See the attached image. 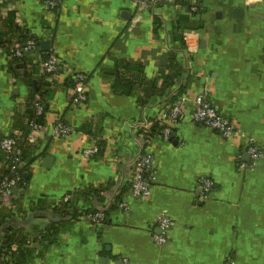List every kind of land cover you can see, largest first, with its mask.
I'll list each match as a JSON object with an SVG mask.
<instances>
[{
  "label": "crops",
  "instance_id": "obj_1",
  "mask_svg": "<svg viewBox=\"0 0 264 264\" xmlns=\"http://www.w3.org/2000/svg\"><path fill=\"white\" fill-rule=\"evenodd\" d=\"M2 1L0 34L15 12L16 25L22 20L41 42V57L26 54L28 71L22 74L48 82L33 66L40 68L42 54L49 56L55 45L61 85H51L55 92L47 100L45 139L29 143L24 136L34 102L31 87L24 75L14 80L7 49L0 51V139L17 131L29 167L22 198L0 209V220H9L2 230L11 227L16 233L11 249L0 235V264H225L229 259L264 264V157L253 163L248 151L249 138L264 149V0H202L192 18L184 2H158L155 9L138 12L133 0H63L62 7L47 13L42 0ZM184 16L188 23L179 22ZM47 26L54 27L56 39L43 49ZM184 32L193 37L192 52ZM12 36L11 44L21 42L18 31ZM119 61L142 66V73L130 74L143 82L141 87L115 90L116 79L107 72ZM74 73L85 74L89 82V102L79 112L70 107L72 88L65 87ZM181 89L186 111L174 137L148 146L155 161L150 194L144 200L130 198L122 210L131 163L141 152L138 125L166 115ZM202 95L244 136L227 139L195 124L193 101ZM60 119L74 130L67 138L52 135ZM90 123L106 148L88 161L82 151L95 135L83 128ZM47 156L53 161L46 168ZM3 172L0 167V177ZM201 179L214 183L208 197ZM91 190H101L103 199L83 193ZM66 194L73 195L74 210L118 208L104 228L95 229L57 213L65 206L56 210L57 200ZM162 216L170 225L167 242L159 245L156 237L165 233ZM52 222L63 223L54 245L38 237L39 231L51 234ZM63 231L68 240L59 241ZM23 238L32 239L34 249L21 245ZM22 252H30L26 261Z\"/></svg>",
  "mask_w": 264,
  "mask_h": 264
},
{
  "label": "built area",
  "instance_id": "obj_2",
  "mask_svg": "<svg viewBox=\"0 0 264 264\" xmlns=\"http://www.w3.org/2000/svg\"><path fill=\"white\" fill-rule=\"evenodd\" d=\"M164 1L184 2V4H186L187 15H189L191 18L199 15L202 4V0H133V3L139 12L144 8L155 9L158 2ZM3 3L4 1L1 0L0 6ZM42 3L47 13H53V11L62 7L63 0H42ZM17 14L19 15L18 12ZM3 17L4 14H0V22L3 20ZM18 28L20 29L19 36H21V32L23 34V32L26 30V26L22 20L18 24ZM45 33V38L41 41H55L56 34L53 26H47ZM183 41L186 43L188 50L192 52L191 48L193 37L190 34L184 32ZM7 49L8 51L6 53V58L8 63L14 58L24 59L25 55L28 53H40L39 42L35 39H30L25 44H22L18 39H15L13 43L7 47ZM1 50L2 49H0V51ZM42 55L44 56V53ZM39 65L43 74L45 73L48 75L47 80L51 85H55L57 87L61 85V81H59L61 60L59 57V51L55 45L51 48V54L47 60L40 58ZM71 77L74 82V88L72 89V96L70 100L71 108L73 111L79 112L84 107H86L89 102L88 77L83 73H74ZM174 96H177V94H174ZM193 106L194 108L191 114V120L195 124L205 126L216 134H219L220 136L227 139L242 135L244 136V133L240 130L235 122L219 115L215 106L211 104L206 96L202 95L195 98L193 101ZM48 109V101L42 102L40 100H36V102L33 103V110L35 111L36 117H43L47 114ZM185 111L186 98L184 96H177L176 99L170 104L166 115L158 118L155 121L144 119L138 125V134L135 137V140L138 142H136L138 145L140 144L141 152L131 163L132 169L128 177L130 192L128 193V196L125 197V200L123 199L119 204V207L122 210H127L130 198L144 200L149 196L151 182L155 179V161L154 156L148 149V146L155 139H161L166 142L171 141L175 135L177 126L183 119ZM156 125L163 127V130L160 133L155 134L153 131ZM73 133V128L60 120H57L52 129V135L55 138H67ZM45 136V128H41L35 121L29 122V131L27 132V136H24V138L29 143L36 144L39 140L45 139ZM101 140L103 139L100 137L92 138L91 146L82 151V157L85 160L89 161L97 157L100 152L99 144ZM248 145V151L251 155L253 163L259 162L264 157V149L253 138L248 139ZM0 167L4 171L10 172L9 174H2V178L0 179L1 209L2 206L11 205L15 199L22 198L23 192L25 191L24 186L26 184L24 176H26V161L24 159L23 145L20 142V134L17 131L11 135L3 136L0 139ZM200 183L202 186L203 195L208 197L214 187L213 181L209 179H201ZM72 200V194H66L65 196L59 198L56 203V210L63 207V205L71 202ZM107 220L108 217L102 210H99L93 215L91 213L89 214V212L86 210L81 209L79 211V217L76 219V223H84L89 227L101 229L105 227ZM159 220L160 228L165 233L162 236L156 237V241L159 245H162L167 242L166 234L167 230L169 229L170 220L166 216L160 217ZM67 234L68 232H61L58 240H68ZM26 247L30 250L34 249L32 239L26 242ZM37 252L38 251H34L33 253V255L36 257L38 256ZM225 264H233V261L229 259Z\"/></svg>",
  "mask_w": 264,
  "mask_h": 264
},
{
  "label": "trees",
  "instance_id": "obj_3",
  "mask_svg": "<svg viewBox=\"0 0 264 264\" xmlns=\"http://www.w3.org/2000/svg\"><path fill=\"white\" fill-rule=\"evenodd\" d=\"M188 20H189L188 17L184 16V17H181L180 18L179 22H187ZM15 21H16V13L15 12L10 13L9 16L6 19L7 32L5 33V35L4 34H0V48L1 49H7V47H9L11 45V41L14 38L12 36L14 34V32H17V31L19 32L20 29L16 25ZM20 38L22 39L21 40V43L22 44H25L30 39H35V40H37L39 42V45H41L40 40L37 39V38H35V37H33L29 33V31H27V30H25L23 32V34L21 32ZM7 51H8V49H7ZM48 57H49L48 55L46 57L43 56V58L45 60H47ZM26 62L27 61L25 60V58L24 59H18V58L12 59V61H10V64H9V73L13 76L14 80H17L19 78V76H22V75L25 76L26 81H27L29 87H31L30 89H31L32 95H33L30 98L34 102H36V100H40L42 102H46L47 100H51L54 97V92L55 91L54 90H51V87L52 86H51L50 83H48L46 81H43L41 78H36L35 76H33L29 72H26V75H25V73L22 74L21 71H24V70L25 71H28L27 70L28 64H26ZM36 66H38V64H36L33 67L34 68H37V70L40 69L39 67H36ZM172 66H174V67L177 68L178 65L175 66V64H173ZM169 67H171V66H169ZM142 70L143 69H142V66L141 65H137L136 66V65H133V64L124 63L122 61H119L117 63L116 68L113 69V70H109L107 72V75L115 77L116 83L114 85V88H115V90L117 92H121L123 90L124 92H128L129 93V92H132L133 91V88L134 87H136V88L137 87H141V85L143 84V82H141L137 78V76L136 77L135 76H130V74H132L133 72H135V74L139 75L140 73L143 72ZM42 74H43V72H42ZM43 75H44V79H46L48 77V75L45 74V73ZM36 84H37V86H35ZM66 86H67V88H72V89L74 88V82L72 80V77H70L69 78V81L66 82L65 87ZM182 94H183V89H181L179 91V93H177V96H180ZM37 96H40L39 97L40 99H37ZM177 96H174L171 101H174ZM70 107H71V102H70ZM29 116H30L31 121H35L41 128H45V125H46V115H44L43 117H36L35 111L33 110V107H32V109H30ZM60 121H62V120L60 119ZM93 124H95V123H93ZM83 130L86 132V134L95 135V136H93V138L100 137L97 134L96 130L93 128L92 123H90L89 125L85 126L83 128ZM92 130L95 133H92L93 132ZM162 130H163V127H160V126L156 125L155 128H154L153 133H155V134L156 133H160ZM105 144H106V142L104 140H101L100 141V144H99V146H100V152L97 155V157L103 155V153L105 152V148H106ZM24 158H25V156H24ZM25 169L27 171V169H29V167L26 166ZM9 173H10L9 171H4L3 172V174H9ZM1 178H2V175H1L0 179ZM24 180H25V184H26L24 186L25 187L24 190H27V186H28L27 184L29 183V179H27L26 176H24ZM128 191H130V189L129 190L128 189L126 190L127 193H128ZM83 193H85L87 196H91L92 195L94 197H97L100 200L103 199L102 196H101V194H100L101 193V190L84 191ZM117 208L118 207L114 205L110 209V212L116 210ZM66 209L68 211L70 210L69 211L70 214H68V212L66 211ZM85 210L87 212H89V214L91 213L93 215L99 211L96 208H90V209H85ZM110 212H105V214L107 215V217L110 215ZM57 213H60L59 215H61V214L62 215L63 214L70 215L73 218V220L74 219L76 220L79 217V211L78 210H74L72 201L69 202V203H67V204H65L64 208H62L61 210H58ZM5 219H3L2 221L0 220V235L4 234L3 235V238H4L3 246L8 245L9 248L11 249V243H13L15 241V235H16V233L12 230L11 227H9L6 232H4L2 230L4 224H6V223L9 222V220H7V219L5 220ZM62 224L63 223L60 224L59 222H52L50 224V227H49V231L51 232L50 235H46L45 236L43 234V231H39L40 232V236H38V237H39L40 241L48 242L50 245H54V244L58 243L57 242V239H55V236L59 232L58 229L61 226H63ZM10 232H12V234ZM28 240L29 239L23 238L21 240L20 244L21 245H25V242H27ZM9 250H7L8 251L7 254H9ZM29 253L30 252H27V253L26 252L25 253L22 252L21 255L24 257L25 261L27 259V256L29 255ZM19 258L22 259L21 256Z\"/></svg>",
  "mask_w": 264,
  "mask_h": 264
},
{
  "label": "water",
  "instance_id": "obj_4",
  "mask_svg": "<svg viewBox=\"0 0 264 264\" xmlns=\"http://www.w3.org/2000/svg\"><path fill=\"white\" fill-rule=\"evenodd\" d=\"M42 47H43V49H47L49 47V43L48 42L42 43ZM43 161H44L43 166L47 168V167H49V165L53 161V158L50 156H47ZM26 178H28L27 174H26ZM3 231H5V230H3Z\"/></svg>",
  "mask_w": 264,
  "mask_h": 264
}]
</instances>
